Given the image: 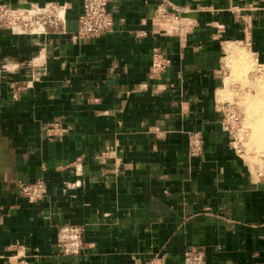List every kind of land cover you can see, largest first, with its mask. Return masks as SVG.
Returning a JSON list of instances; mask_svg holds the SVG:
<instances>
[{"label":"crops","instance_id":"1","mask_svg":"<svg viewBox=\"0 0 264 264\" xmlns=\"http://www.w3.org/2000/svg\"><path fill=\"white\" fill-rule=\"evenodd\" d=\"M0 1L66 9L46 32L0 27V264H183L189 248L264 264V179L220 103L228 45L264 61V0H169L179 20H158L161 0H111L115 29L93 38L77 35L83 0ZM54 122L67 131L50 139ZM38 176L47 194L29 202L19 183ZM65 223L85 231L75 256L57 249Z\"/></svg>","mask_w":264,"mask_h":264},{"label":"built area","instance_id":"2","mask_svg":"<svg viewBox=\"0 0 264 264\" xmlns=\"http://www.w3.org/2000/svg\"><path fill=\"white\" fill-rule=\"evenodd\" d=\"M111 0H83L82 10L78 17L77 35L85 38H93L105 33L113 32L116 21L109 11ZM179 9L169 0H161L156 8L158 20H169L174 17L179 20ZM66 9L54 2L44 5L33 4L31 6H14L0 1V26L8 28H20L25 30L47 31L49 27L58 28L65 22ZM170 66V59L160 49L155 48L151 54L150 73L158 76ZM222 109L226 119V129L231 133L234 141L235 135L229 126L226 110L222 103ZM67 128L54 122L47 129V136L54 139L63 135ZM204 140L199 132H194L189 138L188 153L191 157L202 154ZM237 148V147H236ZM239 150V149H238ZM240 151V150H239ZM105 156V155H103ZM19 193L29 202H38L47 194V184L44 176H38L33 181L19 183ZM84 228L79 224L65 223L57 232V249L60 253L75 256L80 253L84 244ZM183 264H206L203 250L189 248L184 253Z\"/></svg>","mask_w":264,"mask_h":264},{"label":"rangeland","instance_id":"3","mask_svg":"<svg viewBox=\"0 0 264 264\" xmlns=\"http://www.w3.org/2000/svg\"><path fill=\"white\" fill-rule=\"evenodd\" d=\"M10 29L13 33L18 31V34L31 32V30L20 28ZM252 52L251 48L245 44L232 43L222 63L221 70L226 87L220 95V103L224 104L229 126L235 135L234 143L237 149L244 155L253 175L264 179V152L253 145L252 129L247 119L249 101L264 90V84H261L264 83V61Z\"/></svg>","mask_w":264,"mask_h":264},{"label":"bare ground","instance_id":"4","mask_svg":"<svg viewBox=\"0 0 264 264\" xmlns=\"http://www.w3.org/2000/svg\"><path fill=\"white\" fill-rule=\"evenodd\" d=\"M231 45L232 44L228 45V51L231 49ZM252 70L251 71L254 73V69ZM261 84H264V83H261ZM248 104H249V107L247 110V115H248L247 119H248V124L250 125L249 127H251L252 129L251 135L253 138L252 139L253 145L261 149L264 152V90L261 92V94L257 93L253 99L251 98Z\"/></svg>","mask_w":264,"mask_h":264}]
</instances>
